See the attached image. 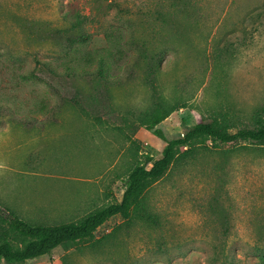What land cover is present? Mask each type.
<instances>
[{
    "label": "rangeland",
    "instance_id": "rangeland-1",
    "mask_svg": "<svg viewBox=\"0 0 264 264\" xmlns=\"http://www.w3.org/2000/svg\"><path fill=\"white\" fill-rule=\"evenodd\" d=\"M171 105L168 140L264 125V0H0V215L54 226L122 201L166 146L137 117ZM198 149L130 219L26 264H264V148Z\"/></svg>",
    "mask_w": 264,
    "mask_h": 264
},
{
    "label": "trees",
    "instance_id": "trees-1",
    "mask_svg": "<svg viewBox=\"0 0 264 264\" xmlns=\"http://www.w3.org/2000/svg\"><path fill=\"white\" fill-rule=\"evenodd\" d=\"M164 109L169 110L166 112ZM162 110L165 113L159 116ZM175 110V105L155 107L151 112L137 117L141 121V128L152 132L166 146L160 159L154 160L147 156L129 171L124 181L122 201L101 207L79 221L54 226L33 225L8 211L1 212L0 217L8 229L0 231V264H26L50 255L65 243L78 245L94 241L97 230L111 218L121 216L130 219L133 212L141 211L147 191L162 180L173 166L195 155L199 146L205 145L206 141L214 145L246 142L264 148L263 124L232 132L234 127L226 117L201 121L189 128L182 137L168 140L158 126Z\"/></svg>",
    "mask_w": 264,
    "mask_h": 264
}]
</instances>
